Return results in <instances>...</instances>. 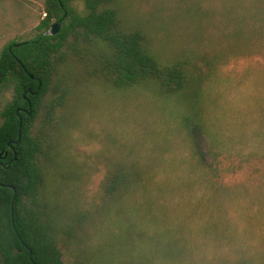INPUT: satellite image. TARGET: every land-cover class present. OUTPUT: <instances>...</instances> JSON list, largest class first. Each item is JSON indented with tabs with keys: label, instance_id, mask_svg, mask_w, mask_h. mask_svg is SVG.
Returning <instances> with one entry per match:
<instances>
[{
	"label": "rangeland",
	"instance_id": "rangeland-1",
	"mask_svg": "<svg viewBox=\"0 0 264 264\" xmlns=\"http://www.w3.org/2000/svg\"><path fill=\"white\" fill-rule=\"evenodd\" d=\"M116 3L161 58L185 61V85L164 92L151 81L121 91L91 79L79 83L67 119L74 134L61 157L67 188L54 201L68 229H77L62 245L65 262L130 264L147 243L173 241L168 229L191 243L194 256L217 242L251 244L264 255V34L245 39V23L236 42L232 29H219L221 19L206 31L193 28L188 16L176 15L177 0ZM263 4L234 6L258 19ZM42 7L43 0H0V31L15 20L23 34L35 35ZM7 41L1 36L0 48ZM124 164L140 166L139 190L104 202L105 177L118 176ZM76 202L85 212L78 213L81 222L69 212ZM212 256L199 252L196 259L212 264Z\"/></svg>",
	"mask_w": 264,
	"mask_h": 264
},
{
	"label": "trees",
	"instance_id": "trees-1",
	"mask_svg": "<svg viewBox=\"0 0 264 264\" xmlns=\"http://www.w3.org/2000/svg\"><path fill=\"white\" fill-rule=\"evenodd\" d=\"M241 1L177 0L176 15L188 16L193 28L204 31L207 23L221 19L219 29H232L240 36L236 42L244 38L245 23V39L264 34V4L254 19L235 8ZM118 8L116 0H43L45 17L34 27L35 35L23 34L15 20L2 26L0 37L8 41L0 48V264H68L62 245L72 242L77 229H68L62 205L54 201L67 188L61 157L74 134L67 119L82 80L105 82L120 91L142 89L150 81L164 92L184 89L185 61L161 58L147 33L128 26ZM61 19L56 35L44 34ZM118 169V176L105 177L104 202L108 197L122 201L142 183L137 164ZM78 203L69 212L81 222L78 213L85 212H78ZM167 234L173 241L147 243L130 264H203L196 259L199 252L213 253L212 264L219 258L217 264H264L262 251L249 248L250 243L217 242L210 252L200 249L194 256L191 243L178 232L168 229Z\"/></svg>",
	"mask_w": 264,
	"mask_h": 264
},
{
	"label": "water",
	"instance_id": "water-1",
	"mask_svg": "<svg viewBox=\"0 0 264 264\" xmlns=\"http://www.w3.org/2000/svg\"><path fill=\"white\" fill-rule=\"evenodd\" d=\"M62 19L61 20H59V21H57L56 23H54L51 27H50V29L48 30V31H46V32H44V34L45 35H56L58 32H59V30H60V27H61V24H62ZM20 44H23V43H20ZM20 44H18V45H20ZM32 77H34L33 75H31ZM28 92H31V90H28ZM14 197H16V192H15V196Z\"/></svg>",
	"mask_w": 264,
	"mask_h": 264
}]
</instances>
